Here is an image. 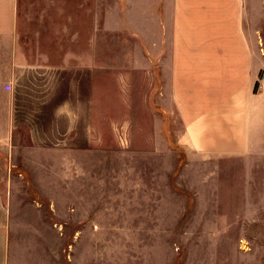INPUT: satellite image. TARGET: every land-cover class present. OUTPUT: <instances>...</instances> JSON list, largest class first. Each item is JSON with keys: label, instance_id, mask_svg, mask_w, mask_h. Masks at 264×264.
Here are the masks:
<instances>
[{"label": "rangeland", "instance_id": "rangeland-1", "mask_svg": "<svg viewBox=\"0 0 264 264\" xmlns=\"http://www.w3.org/2000/svg\"><path fill=\"white\" fill-rule=\"evenodd\" d=\"M35 1L23 0L22 48L30 63H57L61 58L39 55L58 42L50 26L35 25L45 17ZM184 12L186 104L170 106L171 117L159 103L157 79L120 71L129 57L108 56V71L54 74L47 90L48 74L36 76L42 87L34 74L20 82L18 112L31 117L17 121L0 145V191L10 198L20 231L27 230L14 233L17 247L35 250L37 263L264 264V215L252 224L234 200L249 172L263 171L227 161L198 165V0H186ZM36 31L48 33L46 40L36 41ZM70 79L95 84L88 153L40 147L56 141L44 134L56 125L51 111ZM41 95L47 101L36 115ZM185 133L186 148L178 143ZM89 158L107 166L92 169L87 184L72 183L67 164H89Z\"/></svg>", "mask_w": 264, "mask_h": 264}, {"label": "crops", "instance_id": "crops-1", "mask_svg": "<svg viewBox=\"0 0 264 264\" xmlns=\"http://www.w3.org/2000/svg\"><path fill=\"white\" fill-rule=\"evenodd\" d=\"M35 3L42 5L45 15L40 14L35 25L50 26L51 40L58 42L50 46L51 50L44 46L39 55L61 60L30 63L21 45L22 34H26L22 27L23 0H0V145L8 142L17 121L31 117L19 113L17 108L18 87L27 76L34 74V83L42 87L36 76L48 74L47 90L55 85L54 74H91L97 68L106 71L108 56L130 58L129 66L120 70L123 74L132 70L148 78L151 75L154 83L157 79L159 103L170 117V106L186 104V0H36ZM48 33L39 35L36 31V41L46 40ZM262 76L264 0H198V165L227 161L243 164L244 171H263L260 176L249 172L240 198H234L242 202L241 215L252 224H259L257 218L260 220L264 215V82L255 90ZM94 85L91 81L67 80L65 96L58 99L51 111L56 125L50 134H44L56 141L52 147L41 145V148L79 153L92 150ZM40 99L36 115L42 113L39 111L47 101L42 95ZM81 106H86L83 113ZM186 135L178 141L184 148ZM88 163L67 164L72 183L81 179L87 184L92 169L107 166L102 161L95 164L91 158ZM78 168H82V174L75 171ZM77 173L82 178H75ZM18 231L27 230L20 231L10 198L0 191V264H41L32 259L37 256L35 250L17 247L14 233Z\"/></svg>", "mask_w": 264, "mask_h": 264}, {"label": "built area", "instance_id": "built-area-1", "mask_svg": "<svg viewBox=\"0 0 264 264\" xmlns=\"http://www.w3.org/2000/svg\"><path fill=\"white\" fill-rule=\"evenodd\" d=\"M264 82V76L261 77L259 83H258V87L262 86V83Z\"/></svg>", "mask_w": 264, "mask_h": 264}, {"label": "trees", "instance_id": "trees-1", "mask_svg": "<svg viewBox=\"0 0 264 264\" xmlns=\"http://www.w3.org/2000/svg\"><path fill=\"white\" fill-rule=\"evenodd\" d=\"M257 89V86L255 87V90Z\"/></svg>", "mask_w": 264, "mask_h": 264}]
</instances>
